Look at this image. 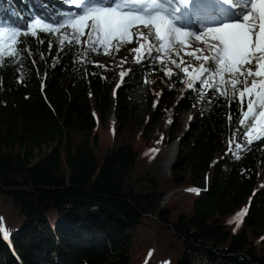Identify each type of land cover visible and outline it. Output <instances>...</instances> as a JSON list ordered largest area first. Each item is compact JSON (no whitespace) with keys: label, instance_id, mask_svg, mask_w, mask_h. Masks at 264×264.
Listing matches in <instances>:
<instances>
[{"label":"trees","instance_id":"16d2710c","mask_svg":"<svg viewBox=\"0 0 264 264\" xmlns=\"http://www.w3.org/2000/svg\"><path fill=\"white\" fill-rule=\"evenodd\" d=\"M41 4L47 14L69 11L61 0H0V17L23 24L18 17L44 12ZM39 36L27 46L49 57L43 83L24 76L23 62L0 67V264H264V141L213 163L238 126L236 106L199 83L180 95L184 76L173 75L175 109L198 116L159 180L146 169L145 130L164 112L146 94L155 111L139 122L132 84L113 88L105 67L81 63L82 43L61 53L55 35L51 49ZM155 66L138 63L131 78L142 83Z\"/></svg>","mask_w":264,"mask_h":264},{"label":"snow or ice","instance_id":"6c2138e0","mask_svg":"<svg viewBox=\"0 0 264 264\" xmlns=\"http://www.w3.org/2000/svg\"><path fill=\"white\" fill-rule=\"evenodd\" d=\"M61 2L72 10L51 15L41 4L44 12L18 17L25 21L23 24L0 17V67L22 63L25 55L30 57L29 37L43 43L40 33L49 38V49L51 37L55 35L61 53L73 51L85 36L84 43L91 52H99L102 48L108 55L112 47L119 53L122 46L136 43L138 47L128 49L134 63L152 57L161 65L165 77L170 79L176 75L179 79L183 75L188 89H194V82H198L208 89L212 98L217 101L223 98L229 106H236L238 126L232 132L225 155L234 151L233 145L237 152H247L254 143L264 141V0ZM193 43L204 47L192 49ZM35 63L32 60V64ZM169 63L173 67L168 66ZM127 74L121 71V81ZM23 80L24 77L18 78L19 82ZM226 118L233 120L231 113ZM237 136L242 142L236 141ZM235 158L242 157L237 154ZM246 212L247 207L237 214L241 222ZM0 235H4L2 221Z\"/></svg>","mask_w":264,"mask_h":264},{"label":"rangeland","instance_id":"374dc122","mask_svg":"<svg viewBox=\"0 0 264 264\" xmlns=\"http://www.w3.org/2000/svg\"><path fill=\"white\" fill-rule=\"evenodd\" d=\"M67 9L69 11L72 10L71 8ZM69 31L71 30L69 29ZM81 39L83 44V52L80 57L81 63L91 61L92 63L98 62L99 64L104 65V67L107 69L105 73L108 77V81L113 88H116L117 85H119V89H122L126 84H132L133 90L127 91L128 93L126 94L129 98L132 99H130L132 101V105H130L129 107L133 110L136 120L142 122V118L145 117L149 120L153 119V112L155 110L153 109V107H148V105L144 104L146 94L153 99L154 104L158 105L159 111L164 112V115L159 120L154 122V124H152L151 128L148 131L145 130V132H147L148 134V140L146 144V146H148V151L146 152V155L148 156V162L146 165V169L149 170L153 175L155 174L159 180H164L165 178L169 177L170 168L177 156L181 141L183 140H181L180 137H182L187 132V130L189 131L190 129V126L184 129V124L188 116V114H186L187 112L180 113L177 109H175L174 103L169 97L174 76H172L170 79L165 77L164 73L158 70L161 65L157 64L152 59V57H148L146 60L152 61L154 64H156V66L146 74L145 79L142 83H140L139 80L131 78L132 70L138 65V63L133 62V54L128 51V49L130 48L138 47V44L132 43L122 46L119 53L115 51V47H112L110 49L111 54L108 55L104 54L102 48H100L99 52H91L88 49L87 44L84 43V41L87 40V36L82 37ZM113 45H115V41L113 42ZM97 47L99 48L100 46L97 45ZM197 47H204V45L196 43L192 44V49H195ZM30 52V57L25 55V57L23 58L22 72L28 79H40L41 83H43L46 80V77L50 74L51 68L48 67L49 57L43 55L44 58L40 59L42 54L39 58V56L35 55L31 50ZM85 53H87V56H85ZM205 54L208 53L206 52ZM32 60L36 61L35 65L32 64ZM185 60H191V57H185ZM165 62H168L167 58H165ZM168 66L173 67L170 63ZM129 69H131L130 72L128 71ZM121 71L128 72V74L123 77V81H121ZM174 71L178 72L179 70L174 68ZM196 83L198 82H194V84ZM187 89L186 78L184 77L180 95H182ZM89 98L94 101L95 96L89 95ZM197 106H203V102L199 101L197 103ZM193 111V117L190 120L191 122L196 120L198 116V111L196 109H193ZM168 114H170L169 121H167ZM176 116L180 117V119H178ZM177 119V132L172 133V124ZM190 121L187 125L190 124ZM108 125L111 133H114V130L118 125L116 117L112 115L111 119L108 122ZM129 136L130 135L128 134L126 138L129 139ZM235 139L238 142V136L235 137ZM120 143H122V141ZM233 149H235V145H233ZM225 153L221 155H224ZM221 155H218V159L221 157ZM259 168L260 174L262 175L259 189H262L264 188V163L261 164ZM212 176L213 171L211 169L210 174H208V179ZM208 179L206 180V186L209 185ZM188 189L189 188H183L179 191L182 190L189 193ZM192 189L199 190L198 192L192 191V193L194 192L195 194L202 191L198 187Z\"/></svg>","mask_w":264,"mask_h":264},{"label":"water","instance_id":"95a60500","mask_svg":"<svg viewBox=\"0 0 264 264\" xmlns=\"http://www.w3.org/2000/svg\"><path fill=\"white\" fill-rule=\"evenodd\" d=\"M188 126H190L191 127V121H190V124L189 125H187V127ZM187 132H188V130H187ZM186 132V133H187ZM186 133L182 136V137H180L181 138V140L184 138V136L186 135ZM228 151V150H227ZM226 151V152H227ZM230 153H228V155H229ZM228 155H221V157L219 158V159H215L214 161H213V163H217V162H221V161H224L227 157H228ZM210 172H211V170L209 171V173L208 174H210Z\"/></svg>","mask_w":264,"mask_h":264},{"label":"bare ground","instance_id":"6f19581e","mask_svg":"<svg viewBox=\"0 0 264 264\" xmlns=\"http://www.w3.org/2000/svg\"><path fill=\"white\" fill-rule=\"evenodd\" d=\"M190 30H192V29H190ZM192 112H194V111H190V112H188L187 114H188V116H187V118H186V121H185V124H184V129L187 127V124H188V122L192 119V117H193V113ZM169 117H170V114H168L167 115V121H169ZM149 153V152H148ZM218 159V158H217ZM214 165V164H213ZM196 192H198V191H196Z\"/></svg>","mask_w":264,"mask_h":264}]
</instances>
